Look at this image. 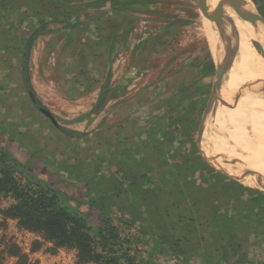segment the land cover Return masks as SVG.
Here are the masks:
<instances>
[{
    "label": "rangeland",
    "instance_id": "obj_1",
    "mask_svg": "<svg viewBox=\"0 0 264 264\" xmlns=\"http://www.w3.org/2000/svg\"><path fill=\"white\" fill-rule=\"evenodd\" d=\"M205 1L211 19L198 0H4L0 14V164L90 233L114 227L134 264H264V45L217 12L233 3ZM12 203L0 196V264H77L5 216Z\"/></svg>",
    "mask_w": 264,
    "mask_h": 264
},
{
    "label": "trees",
    "instance_id": "obj_2",
    "mask_svg": "<svg viewBox=\"0 0 264 264\" xmlns=\"http://www.w3.org/2000/svg\"><path fill=\"white\" fill-rule=\"evenodd\" d=\"M25 62L26 54L23 56V74L26 79ZM0 196L13 200L2 210L5 216L17 219L19 227L40 233L45 240L57 246L76 249L77 264H119L121 258L134 264L127 247H123L125 241H120L114 227H100L90 233L91 227L60 206L55 194L48 195L22 184L12 170L1 164ZM15 264L32 263L21 254Z\"/></svg>",
    "mask_w": 264,
    "mask_h": 264
},
{
    "label": "bare ground",
    "instance_id": "obj_3",
    "mask_svg": "<svg viewBox=\"0 0 264 264\" xmlns=\"http://www.w3.org/2000/svg\"><path fill=\"white\" fill-rule=\"evenodd\" d=\"M222 1L234 4V7L232 8L229 6H225L224 8L218 7L217 9V12L223 13V19L226 18V20H228L234 34L236 36H239V38H242V40H244L247 46L252 50H254V40L264 45V22L259 19L257 12H254L249 0H218V2ZM243 24H246V26L248 27V30L245 33L242 32L240 27ZM226 33L227 35H229L228 32ZM235 54L241 65L243 64V61L245 63L244 56L241 55L238 49L236 50ZM252 62L253 58H248V65H252ZM262 102L264 104L263 99Z\"/></svg>",
    "mask_w": 264,
    "mask_h": 264
},
{
    "label": "water",
    "instance_id": "obj_4",
    "mask_svg": "<svg viewBox=\"0 0 264 264\" xmlns=\"http://www.w3.org/2000/svg\"><path fill=\"white\" fill-rule=\"evenodd\" d=\"M199 1V5L201 7V10L203 12V15L210 18L211 19V16L209 17V15L207 14L208 13V7L206 5V1L205 0H198ZM223 71L221 69H219V73H222ZM30 96L33 98V95L32 93L30 92ZM40 110L47 116L51 119L52 122H55L52 114L45 108H40Z\"/></svg>",
    "mask_w": 264,
    "mask_h": 264
},
{
    "label": "crops",
    "instance_id": "obj_5",
    "mask_svg": "<svg viewBox=\"0 0 264 264\" xmlns=\"http://www.w3.org/2000/svg\"><path fill=\"white\" fill-rule=\"evenodd\" d=\"M12 3H13V0H12ZM14 6H15V9H17L15 10V13H19L18 5H14ZM3 10H4V0H0V14L3 13ZM17 17H19V15Z\"/></svg>",
    "mask_w": 264,
    "mask_h": 264
}]
</instances>
